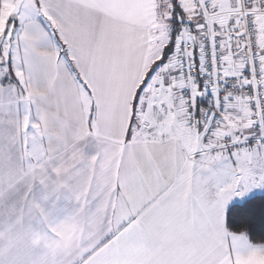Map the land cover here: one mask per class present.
Instances as JSON below:
<instances>
[{
  "label": "snow or ice",
  "instance_id": "6c2138e0",
  "mask_svg": "<svg viewBox=\"0 0 264 264\" xmlns=\"http://www.w3.org/2000/svg\"><path fill=\"white\" fill-rule=\"evenodd\" d=\"M0 264H264V0H0Z\"/></svg>",
  "mask_w": 264,
  "mask_h": 264
}]
</instances>
